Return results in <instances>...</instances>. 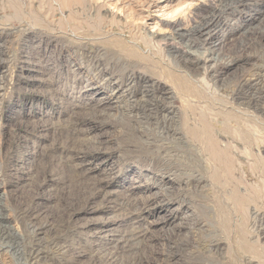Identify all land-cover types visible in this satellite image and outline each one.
<instances>
[{"label":"rangeland","instance_id":"1","mask_svg":"<svg viewBox=\"0 0 264 264\" xmlns=\"http://www.w3.org/2000/svg\"><path fill=\"white\" fill-rule=\"evenodd\" d=\"M222 3L0 0V215L5 217L0 225L11 228L0 243V264H264V96L259 94L264 83L256 88L249 83L252 76L264 79V37L250 34L264 28V0L233 6L210 21L220 31L217 36L191 38L189 50L195 54L203 51V39L221 43L215 63L195 65L187 56L188 66L198 71L186 75L181 72L186 57L168 50L170 31L162 24L176 22L184 32L197 31L208 10ZM129 49L150 62L130 67L123 56ZM166 73L185 76V95L179 82L177 89L169 86ZM126 74L167 85L176 94L172 107L178 108L182 96L189 108L180 109L174 126L157 127L153 119L136 124L132 115L109 109L110 99L104 100L114 90L111 76ZM185 126L210 128L222 147L231 142L230 158L213 162L205 146L185 135ZM228 128L245 138L234 139ZM170 129H179L188 145L172 141ZM98 150L108 155L92 154ZM170 152L180 156L176 163H166ZM225 160L233 163L229 174ZM170 166L202 171L208 193L167 198L161 182L182 188L179 183L185 181L161 173ZM237 194L249 198L244 200L246 225L232 201ZM133 195L148 198V204L139 205L138 213L131 206L120 209ZM184 196L192 204L182 203ZM160 206L166 212L156 213ZM178 207L181 212H172ZM187 215L199 223L193 231L177 227ZM136 222L145 229L140 246L116 243L128 239L124 233ZM242 232L251 254L240 251ZM55 239H62L65 249L54 251ZM177 243L183 246L174 248ZM218 244L221 251L214 249ZM28 245L43 258L17 260L15 253ZM111 253L116 257L111 263L99 259Z\"/></svg>","mask_w":264,"mask_h":264},{"label":"bare ground","instance_id":"2","mask_svg":"<svg viewBox=\"0 0 264 264\" xmlns=\"http://www.w3.org/2000/svg\"><path fill=\"white\" fill-rule=\"evenodd\" d=\"M219 1H223V3L221 4V6L219 8H216V7H212L208 10V17L205 16V19L202 21V23L200 24V26H198V30L196 31V28L195 30L193 31H187V32H184L182 31L179 27L180 25H178L176 22H173V23H162L167 29H169L170 31V38L167 43H169V48L168 50H174V52H176L177 54L181 53V56L183 57H186L187 56H193V60L195 62V65H198L199 63H203V65H206L207 62H213L215 63L217 60L216 58H213V54L216 53V50L218 49V46L220 45L221 42H219L218 40H215L214 42L212 43H207L206 42V39H203L202 42H203V51L199 52V53H193L189 50L190 48V44L191 43H188L190 42V39L193 38L194 36H198V37H201L204 35L206 36H210V35H213V36H217V34L220 32L218 31L217 29L214 28L213 25L210 24V21L212 20H217L222 14H225L226 11H230L231 8H233V6H239V7H243L244 6V3L246 1H249V0H219ZM63 18V17H62ZM261 21L264 20V11L261 13ZM60 20V19H59ZM202 20V19H201ZM60 24V23H59ZM62 24V23H61ZM76 25V24H75ZM247 25V24H246ZM246 28V27H245ZM249 29V28H247ZM71 30V29H70ZM75 31V30H73ZM251 35H253L254 37L258 36V37H264V28L263 29H259L258 31H255L254 30L250 33ZM206 38V37H204ZM132 39V38H130ZM184 39L186 40L185 43H183V45L179 44V42H183ZM6 40V39H5ZM9 40V39H8ZM192 41V39H191ZM213 41V40H212ZM8 42V41H7ZM177 45L179 44V47H176V44ZM137 44V43H136ZM135 46V45H134ZM137 46V45H136ZM136 46H135V49H136ZM183 48V49H182ZM132 49V47H131ZM2 51L1 48H0V56L2 54ZM127 51V52H126ZM137 52L135 51H131L129 49L128 50H124L123 52V56L126 57L127 59V64L130 66V67H133L137 61H143V62H146V61H149L150 62V59L147 58V57H144L143 55H139V54H136ZM97 56V55H96ZM88 57V56H87ZM101 58V57H99ZM132 58L134 60H136V62H132ZM139 58V59H138ZM183 59L181 61H183V64H182V71L183 74H187L188 72L190 71H198L197 69H194V68H190V66H188V64H192L191 63V60H189V58L187 59ZM124 59V58H123ZM125 60V59H124ZM133 60V61H134ZM94 61V60H93ZM98 61V60H97ZM100 61V60H99ZM96 62V61H95ZM94 62V63H95ZM120 62V60H119ZM123 62V61H122ZM121 62V63H122ZM125 63V62H124ZM112 65V64H111ZM103 66V65H102ZM124 66V65H123ZM106 67V66H105ZM104 67V68H105ZM169 67V66H168ZM259 68V67H258ZM77 70V69H76ZM74 71V70H73ZM100 72V71H99ZM130 73V72H129ZM118 74V73H117ZM121 74V73H120ZM125 74V73H124ZM153 74V73H152ZM171 74V75H170ZM166 75L168 77H166V79L168 80L167 83H169V86L170 84L172 85L173 88H176L177 89V82H179L181 84V88L178 87V90L182 93V94H186L187 93V89L185 87V76H182V75H179V78H176L175 79V76L172 74V73H166ZM253 75V74H252ZM256 75V74H255ZM110 76V75H109ZM174 76V77H173ZM182 76V77H180ZM157 77V76H156ZM158 82V81H156ZM153 81V79L151 77H145V76H139V77H134L133 74H126L125 76H119V77H116L113 75V77L111 76V78L109 79V83H110V86H112V88L114 89L109 96H107L106 98H104V100H109L107 102V104L109 105V109H113L115 110L116 112H118L119 114H129V115H132L131 117L133 119L136 120V124H138L137 122V119H141L142 121H150L151 119H153L154 121H157L156 125L157 127H164L166 125H173L176 124L178 122V118L181 117L179 114H180V109L183 110V112L185 113L187 111V108H189V104H187L186 100L183 99L182 96H180L179 98V103H178V100H177V104L178 108H175V107H172L174 104L176 105L175 103V100H176V94L175 92L171 91L170 89L166 88L167 85L165 86H162V84L160 85L159 83H156ZM248 82V81H247ZM246 82V83H247ZM249 83L252 84L253 88H256V87H259L260 86V83H264V79L261 78V75L259 77L257 76H252L251 80H249ZM185 84V85H184ZM188 85V84H187ZM248 85V84H247ZM250 86V85H249ZM248 86V87H249ZM251 86V87H252ZM103 87V86H102ZM106 87V86H105ZM188 88V86H187ZM262 88V89H261ZM261 88L259 89V94L260 95H263L264 96V84L261 85ZM253 90V89H252ZM257 90V89H256ZM92 91V90H91ZM190 91V90H189ZM254 91V90H253ZM99 93L100 92H97L96 96H99ZM139 94L140 95V98L139 101L136 99V95ZM115 95H118L117 97ZM1 97V96H0ZM264 99V98H263ZM103 100V101H104ZM113 101V102H112ZM260 102V101H259ZM101 103V102H100ZM102 104V103H101ZM104 104V103H103ZM138 104H143V107L142 106H139L138 107ZM169 107L170 109H168L167 107ZM174 105V106H175ZM180 107V108H179ZM179 112V114H178ZM183 116V115H182ZM188 117V116H187ZM160 119V120H158ZM182 119V118H181ZM93 120L89 119V122ZM147 123V122H146ZM180 123V122H179ZM188 123V119L184 117V125H187ZM102 124V123H101ZM182 124H183V121H182ZM196 124V123H195ZM142 126V125H141ZM207 126V125H206ZM100 127V125H99ZM181 127V126H180ZM183 127V126H182ZM181 127V128H182ZM186 127V126H185ZM251 127V126H250ZM136 128V127H134ZM143 128V127H142ZM165 128V127H164ZM91 130V129H89ZM164 131V129H161ZM179 129H170V131L168 130V134L171 138H173L172 141H176L180 144H183L186 146V144L188 145V139L185 138V135L188 136V137H191L192 140L194 141H197V142H200L203 146H205V149L208 150V152H210V154L212 155V158L213 159V162L214 161H217V163H222V159L223 158H226V160L230 157H227V156H230L228 155L232 150L233 146H232V143L229 142L228 140L224 141L225 145L222 147V145L220 144V138L217 137L216 135H213V133L211 132V129L210 128H206L204 127V130L202 131H194L193 128L190 129V128H187L186 127V133L185 135H182L179 131ZM197 130V129H196ZM228 131L229 133L231 134V137H233L234 139H238V140H243L245 138V135L244 134H238L236 133L235 131L233 132L232 130H230L228 128ZM239 131V130H238ZM166 132V131H165ZM241 132V131H240ZM218 133V132H217ZM184 134V133H183ZM220 136V135H219ZM233 140V138H231ZM219 138V139H218ZM248 138V137H247ZM227 139V138H225ZM246 143V142H245ZM243 147V146H242ZM246 147V146H245ZM244 148V147H243ZM245 149V148H244ZM246 152H248L247 150H245ZM206 152V151H205ZM100 153H103L101 151H97V152H94L92 154L96 155V154H100ZM103 154H106V153H103ZM110 154V153H109ZM207 154V153H206ZM108 155V154H106ZM179 155L178 154H173V153H169L167 154L166 156V163L167 164H172V163H176L175 161L179 159L178 157ZM209 156V155H208ZM240 157V156H239ZM232 159V158H231ZM235 159V158H234ZM225 160V161H226ZM233 160V159H232ZM232 160L231 162H229L230 166L233 164L232 163ZM239 159H235L236 162H238ZM110 161H112V159H110ZM261 161V159H260ZM113 162V161H112ZM204 163V161H203ZM216 163V162H215ZM232 163V164H231ZM228 162L226 161L225 164L223 166H225L226 168V173L229 174L231 172V167L229 166ZM238 164V163H237ZM205 165V164H204ZM208 165V164H206ZM205 165V166H206ZM219 166V165H218ZM221 169V168H220ZM162 170V169H160ZM207 170V168H206ZM241 170V169H240ZM219 171V169H218ZM233 171V170H232ZM235 171V170H234ZM233 171V172H234ZM252 171V170H251ZM163 174H172L173 176L177 177V179H180V178H184L185 181H182L181 183H179V186L180 185H184L182 186V188H175L173 186L172 183H169V182H161L158 186L160 188V190L164 193V195L167 197V198H171L173 196H175L176 194H180V192H191V193H194V192H197L199 191L200 192H203L204 194L208 193L206 192L207 191V187L208 185H206V180L204 178V174L202 171L200 170H187L185 168H182V167H178V166H175V167H166L163 169V172H161ZM251 174V173H250ZM225 175V174H224ZM155 179V178H154ZM183 179V180H184ZM243 179V178H242ZM130 180V179H129ZM156 180V179H155ZM154 180V181H155ZM230 180H232V176L230 178ZM239 180V179H238ZM237 180V181H238ZM128 181V180H127ZM229 181V180H228ZM240 182V181H239ZM208 183V182H207ZM250 183V182H249ZM261 183V182H260ZM141 188L140 186L138 187H135L133 186L132 187V190H137ZM258 189V188H257ZM144 190V188H143ZM140 191V190H139ZM210 191V190H208ZM253 191V190H252ZM251 191V192H252ZM135 193V192H134ZM246 194V193H245ZM227 195V194H226ZM238 196L235 197L233 196L232 198V201H234L233 204H235V208L239 211V213H241V217L243 218L242 220H244V224L245 222L248 224L249 222H247V214H248V211L246 212L245 210V207H244V204H245V201L244 200H249V198L247 199H243L241 196H239V194H237ZM134 196V195H133ZM208 196V195H207ZM231 196V195H230ZM243 196V195H242ZM230 198V197H229ZM126 201L128 202L126 205L124 204H120L119 206L120 209L123 208V207H126V206H131V208H133V211H135L136 213L138 212H141V207L140 206H144V205H147L148 202H149V199L148 198H143L141 197V199H136V197L134 196L133 199L129 198V197H125ZM264 199V198H263ZM249 202V201H247ZM2 200H0V209L3 208L2 206ZM182 203H184L185 205H190L192 204L191 203V200L189 199V197H183L182 198ZM252 203V202H251ZM87 204H91V202H87ZM5 207V206H4ZM109 208H112V207H109ZM99 208H95V210H98ZM2 210V209H1ZM127 210V209H126ZM167 209H163L162 206L159 207V209H156L155 212L157 213L159 211V213H163V212H166ZM174 211L172 212H176V211H179L181 212L180 208H175L173 209ZM248 210V209H247ZM176 215V213H170V216L171 217H174ZM3 218L5 217H2L0 215V224L2 222V220H4ZM117 217L114 216L112 218H109L107 219L106 221V224L110 223L112 220L115 221ZM194 218V217H193ZM192 216H184L182 217L181 220H183L182 222L178 223L177 224V227L178 228H185L186 230H195L197 227H199V223L197 222V220L193 219ZM242 222V223H243ZM204 224V223H203ZM236 225V224H235ZM246 225V224H245ZM4 226V225H3ZM1 227L0 225V243L1 241H3L5 238H6V235L8 234V231L11 230V228L9 227ZM107 225H105L106 227ZM243 226V224H242ZM131 230L130 231H126L124 234V236H127L128 239H118V240H115L116 243H121V242H126V244H128L126 247L127 248H138L140 246V243H142V240H143V237H144V230L142 227H141V224H139L138 222L135 223L134 226H131ZM142 228V229H141ZM203 228V227H202ZM205 228V226H204ZM246 229V228H245ZM241 230V228H240ZM193 233V232H192ZM16 234V233H14ZM18 235V233H17ZM16 235V236H17ZM242 235L241 236V241L239 243V248L240 251L243 250V252L245 254H251V249H250V244L248 242H246L244 240L243 237H245L244 235V232H242ZM9 235H7L8 237ZM108 236H112V235H108ZM10 237V236H9ZM246 238V237H245ZM18 239V238H17ZM141 239V240H140ZM21 240V239H20ZM249 240V239H248ZM14 241V240H13ZM16 241V240H15ZM27 242V241H26ZM9 243V242H8ZM7 243V244H8ZM16 243V242H15ZM51 243V242H50ZM49 243V244H50ZM6 244V245H7ZM18 244V243H17ZM1 245V244H0ZM3 245L2 244V248H3ZM10 245V244H9ZM25 245V244H24ZM35 245V244H34ZM11 246V245H10ZM39 246V245H38ZM49 246V245H48ZM52 246H53V250L54 251H58V250H61V249H65L64 247V241L61 239H55L52 241ZM175 247L174 248H179V247H182L183 244L182 243H177L174 245ZM186 246V245H184ZM5 247V246H4ZM18 247V246H17ZM20 247V246H19ZM34 247V246H33ZM32 247V248H33ZM12 248V247H11ZM16 248V246H15ZM28 248H29V245H28ZM118 248V247H117ZM221 247H219V244L218 245H214V249H216L217 251H221L220 250ZM24 250L23 251H17L15 253V258L17 260H25V261H28V260H31L33 258H39V257H42V253L40 251L37 250H33V249H25L23 248ZM226 250V249H225ZM8 251V250H7ZM52 251V250H51ZM177 251V250H176ZM12 252V251H11ZM116 252V251H115ZM8 253V252H7ZM59 253V252H58ZM240 253V252H239ZM4 254V253H3ZM13 254V253H12ZM103 256V255H102ZM137 256V255H136ZM135 256V258H136ZM168 256H171L170 258H173L172 254L171 255H168ZM243 256V255H242ZM244 257V256H243ZM43 258V257H42ZM116 258L114 256L113 253L109 254V255H105L104 257H100L99 259L102 261L104 260L106 263H111V261H114L113 259ZM138 258V257H137ZM14 259V258H13ZM250 260V259H249ZM252 260V259H251ZM41 261V260H40ZM14 262V261H13ZM104 262V263H105ZM134 264H138V262L136 260H134ZM4 263V262H3ZM19 263V262H18ZM187 264V262H182L179 261L178 264ZM198 263V262H197ZM12 264V263H11ZM21 264V263H19ZM25 264V262H24Z\"/></svg>","mask_w":264,"mask_h":264}]
</instances>
